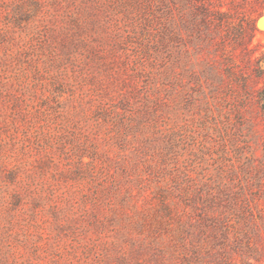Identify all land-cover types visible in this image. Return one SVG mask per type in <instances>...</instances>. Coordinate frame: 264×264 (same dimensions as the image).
Here are the masks:
<instances>
[{
  "label": "rangeland",
  "instance_id": "1",
  "mask_svg": "<svg viewBox=\"0 0 264 264\" xmlns=\"http://www.w3.org/2000/svg\"><path fill=\"white\" fill-rule=\"evenodd\" d=\"M263 106L264 0H0V264H264Z\"/></svg>",
  "mask_w": 264,
  "mask_h": 264
},
{
  "label": "trees",
  "instance_id": "2",
  "mask_svg": "<svg viewBox=\"0 0 264 264\" xmlns=\"http://www.w3.org/2000/svg\"><path fill=\"white\" fill-rule=\"evenodd\" d=\"M264 110V106L262 107ZM125 218L131 219V216L125 214ZM131 221V220H130ZM132 222V221H131ZM136 227L141 228L139 230V235L143 232V227L141 224H139L137 221L133 223ZM126 237V236H125ZM127 239V238H126ZM129 240V238H128ZM130 250L129 252H122V250L119 251V256L116 258L118 264H139V259L144 255V253L152 247L151 244L146 242H140V243H134L133 241L129 240ZM139 242V241H138ZM158 241L153 240L152 244H157ZM170 248V246H168ZM109 260V261H108ZM106 262L108 264H113L112 260L108 259ZM155 262H157L155 260Z\"/></svg>",
  "mask_w": 264,
  "mask_h": 264
}]
</instances>
